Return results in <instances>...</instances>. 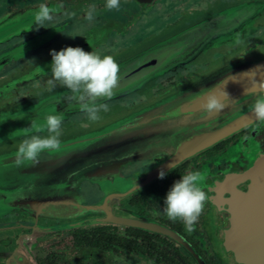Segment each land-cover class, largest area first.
Returning a JSON list of instances; mask_svg holds the SVG:
<instances>
[{
  "label": "flooded vegetation",
  "instance_id": "af4514ba",
  "mask_svg": "<svg viewBox=\"0 0 264 264\" xmlns=\"http://www.w3.org/2000/svg\"><path fill=\"white\" fill-rule=\"evenodd\" d=\"M105 2L0 0V15L37 10L41 3L63 5L45 27H35L34 15L23 29L24 22L15 20L0 27V195L26 192L44 201L36 211H0V264H264V237L250 240L256 246L241 253L229 244L227 228L233 193H246L257 181L264 187V124L254 121L172 168L160 169L164 156L135 157L108 165L99 181L80 179L73 188L55 180L66 167L53 164L54 152L40 153L34 165H16L23 139L49 135L30 128L43 125L49 114H63L62 140L72 131L98 128L117 106L130 108L185 83L229 52L264 45V0H120L119 10H107ZM93 4L97 12L89 22L84 16ZM233 5L251 6L257 15L252 12L249 22L217 35L215 19L221 12L227 18ZM157 36L166 39L170 61L153 71H133L131 85L98 101L109 111H101L97 121L87 118L66 87L48 88L50 50L99 51L114 56L123 69L138 65L130 60ZM254 161V171L240 177ZM189 170L205 176L209 195L192 232L162 210L174 181ZM160 171L166 173L163 179ZM258 202L255 217L264 226V197Z\"/></svg>",
  "mask_w": 264,
  "mask_h": 264
},
{
  "label": "water",
  "instance_id": "95a60500",
  "mask_svg": "<svg viewBox=\"0 0 264 264\" xmlns=\"http://www.w3.org/2000/svg\"><path fill=\"white\" fill-rule=\"evenodd\" d=\"M224 14L221 12L220 19ZM220 19L215 20L217 35L227 32V26L220 24ZM165 41L161 36L154 37L146 44L150 45L148 50L137 53L130 60H136L138 65L120 68L119 86L131 85L133 71L164 68L170 61L166 56L171 53ZM257 48L229 52L172 90L130 108L112 110L98 128L68 133L61 140L60 150L53 154V164L66 167V171L55 173V180L63 179L69 185L67 187L73 188L78 180H96L108 165L114 166L135 157L164 156L166 161L160 169H165L253 123L250 105L255 96L250 91L251 80L264 81V53H259ZM222 88L235 102L221 112L205 113L201 109L204 97L209 92L218 94ZM259 91L257 86L256 94ZM256 165L254 161L240 177L248 176ZM259 196L264 197V187L257 181L246 193L235 192L231 198V220L227 227L229 244L241 253L247 252L249 245L256 246L250 240L264 237V226L255 217ZM43 202L26 192L14 198L0 195V211H36ZM246 214L253 216L244 218Z\"/></svg>",
  "mask_w": 264,
  "mask_h": 264
},
{
  "label": "clouds",
  "instance_id": "9594fccd",
  "mask_svg": "<svg viewBox=\"0 0 264 264\" xmlns=\"http://www.w3.org/2000/svg\"><path fill=\"white\" fill-rule=\"evenodd\" d=\"M58 8L49 7L41 3L34 13L36 28L45 27L46 22H52L59 13ZM104 7L107 10H119L120 0H106ZM97 12L96 5H89L84 19L91 22ZM51 54V79L47 81L49 90L55 89L57 83L66 87L72 93V98L77 100L80 110L86 113L91 121L100 119V112L109 111L107 103H98L101 100L111 99L116 94L120 81V68L114 56L99 51L86 52L81 47L67 46L59 51L50 50ZM251 93L254 94L250 105L251 114L257 124H264V81L255 78L251 80ZM259 87V94L256 88ZM235 102L223 88L217 94L209 92L203 99L201 109L205 113L221 112L229 104ZM63 114H49L45 117L43 125L31 123L30 128L36 131H47L49 135L41 137L32 135L19 143L15 162L18 167L36 164L39 162L40 153L49 151L57 152L62 147L60 137ZM173 164L170 165V168ZM166 173L160 171L158 178L163 179ZM205 176L200 171L189 170L174 181L164 198L163 212L173 222L183 223L186 231L195 230L200 216L204 212L209 195L203 187Z\"/></svg>",
  "mask_w": 264,
  "mask_h": 264
},
{
  "label": "rangeland",
  "instance_id": "374dc122",
  "mask_svg": "<svg viewBox=\"0 0 264 264\" xmlns=\"http://www.w3.org/2000/svg\"><path fill=\"white\" fill-rule=\"evenodd\" d=\"M35 11H36V9H28L27 11L22 12V13H15V12H11V11H7L5 13H2L0 15V27L5 26L6 24L15 20V21H23L24 22V24L21 25V27H20V29H23L27 26L28 22L30 21V19L34 15ZM252 12H253V7H251V6L233 5L231 7V11H230L229 15L227 16V18L222 17L220 19V17H218L217 19H220L219 20L220 24L221 23H222V25L225 24L227 26V29L234 30V29H237L238 27H241L245 23L249 22L253 13L255 15H257L258 10H254V12L253 13ZM26 21H28V22H26ZM254 47L255 46L248 47V48H254ZM257 47H258L257 49H258L259 53H262V52L264 53V45H259ZM189 78L190 77H188L187 80ZM178 85H180V83L175 84L172 87H169L168 89H166L162 93L167 92L168 90H172ZM102 177L103 176L96 179L95 182L99 181L100 178H102Z\"/></svg>",
  "mask_w": 264,
  "mask_h": 264
},
{
  "label": "trees",
  "instance_id": "16d2710c",
  "mask_svg": "<svg viewBox=\"0 0 264 264\" xmlns=\"http://www.w3.org/2000/svg\"><path fill=\"white\" fill-rule=\"evenodd\" d=\"M116 108H121V106H117V107L113 108L112 110H114V109H116ZM105 116H106V115H105Z\"/></svg>",
  "mask_w": 264,
  "mask_h": 264
}]
</instances>
